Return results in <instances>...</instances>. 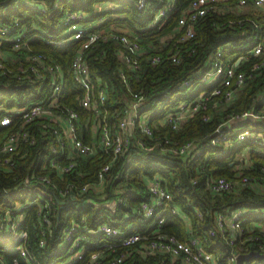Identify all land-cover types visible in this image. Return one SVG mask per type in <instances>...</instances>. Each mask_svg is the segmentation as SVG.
Wrapping results in <instances>:
<instances>
[{
	"label": "trees",
	"instance_id": "1",
	"mask_svg": "<svg viewBox=\"0 0 264 264\" xmlns=\"http://www.w3.org/2000/svg\"><path fill=\"white\" fill-rule=\"evenodd\" d=\"M136 1L0 0V26L9 28L8 36L16 32L21 33L23 42L19 49H12L10 42L2 39L0 52L15 56L14 61L10 60L7 63L13 68L20 63L26 64L24 55L29 53L44 54L48 61L60 64L63 74L60 106L69 107L77 112L76 134L84 143H89L93 133L91 124L96 119L104 123L109 131L115 132L124 105L126 101L132 100L131 93L134 91L140 92L147 104L145 106L147 110L154 111L149 119L151 135L143 134L137 123L128 148L104 173L103 192L107 195L106 198L118 190L123 194L125 203L118 204L114 208L107 207L103 202L93 205L83 203L78 207V212H75L76 216L79 212L85 214L86 222L90 226L107 222L122 229L151 231L153 228L149 227L148 223L138 225L134 216H125V211L149 197L146 179L156 175L171 193V203L178 205L183 215L180 217L168 210L165 211V219L160 231L174 235L180 240H185L190 235L200 237L207 250L220 251L221 258L217 264H226L223 255L225 251L220 247V242L224 245L225 242L221 240L219 233L208 234V229L214 225L215 215L218 212L229 213L241 208L248 211L264 208V192L246 184L236 186L240 188L231 192L217 193L208 188V181L219 176L227 179H239L242 175L248 174L264 176L261 170V165H264L263 143L242 139L232 145L224 146L225 139L222 138L226 135L231 140L235 139L241 131H249L264 138V58L250 55L237 64L238 70L250 75L231 100L224 99L222 89L212 94L213 84L205 88L207 97L201 105L185 116L177 127L173 128L170 124L161 123L160 120L168 109L183 99L195 96L201 90L198 88L189 92L182 87L183 81L203 69L216 47L226 42H231V46L239 43L238 34L242 30H250L254 18L247 14L236 16L232 12L224 15H206L194 25L193 38L176 43L177 36H173L167 42L166 38L175 29L178 17L185 11L190 0H175L172 7L155 24H151L153 12L150 8L138 9L135 6ZM106 2H112L117 7L104 10L103 5ZM67 10L89 13L91 17L87 21L101 16L104 21L99 25L100 28L109 30L115 26L118 29L116 32L134 36L138 44L143 47L141 54L131 58V62L135 61L137 64L136 67L119 58V51L127 50L113 40L99 39L84 51L89 78L92 81L99 80L106 91L97 118L80 105L79 97L84 89L74 79L70 67L80 40L74 39L62 43L45 40L47 37L44 34L61 38L63 30L60 20ZM237 18L244 19L243 23L229 24V21ZM170 50L177 51V62L167 58L159 63L148 61L153 54L166 57ZM45 83L46 80L40 81L33 77L18 79L11 75L0 74V116L40 98L42 96L40 87ZM246 111L258 116L243 117L242 113ZM11 117L8 125H0V145L7 134L20 125V118L17 115L12 114ZM26 126L34 135L35 142L19 141L16 151L12 154V163L0 164V233L3 211L15 201H24L27 198L24 193L26 187H52L51 184H45L34 178L35 175L47 173L52 178V182L58 186L69 181L76 184L92 182L96 179L100 165L108 156V153L100 152L101 156L76 157L78 164L75 170L64 173L61 178L55 175L53 169H43L48 165L49 158L54 155L50 150L53 141L50 131L35 122ZM137 140L141 141V145L136 144ZM187 141H194L200 152L189 157L176 155L171 151L173 145ZM244 149H247L250 160L246 167L242 164L245 159L242 154ZM92 198L96 201L104 200L99 196ZM81 200L82 198L77 199L79 202ZM75 204L79 203L74 202L67 207L54 204L59 207L60 217L51 215L43 246L38 244L37 225L34 223L32 207L24 209L25 215L19 222V227L28 230L30 250L33 257L41 263L53 264L61 259L62 253L57 250V243L61 240L60 231L65 221L63 213ZM186 221L190 223V232L186 230ZM102 238L100 235L88 236L87 240L95 244V249L87 248L83 258L72 264H90L88 257L91 252L101 250L98 246ZM107 240L116 239L107 238ZM121 249L125 248L119 247L116 253ZM129 249L130 254L119 264H182L180 260L172 259L168 254H143L136 251L135 245ZM101 254L105 256L102 264L112 256L108 255L107 250H103ZM0 255L7 264H11L14 257L24 264L15 250L6 251L0 247ZM257 262L264 264V258H257ZM247 263L248 261L244 264Z\"/></svg>",
	"mask_w": 264,
	"mask_h": 264
},
{
	"label": "built area",
	"instance_id": "2",
	"mask_svg": "<svg viewBox=\"0 0 264 264\" xmlns=\"http://www.w3.org/2000/svg\"><path fill=\"white\" fill-rule=\"evenodd\" d=\"M175 0H137L135 6L138 9L150 8L153 12L151 24H155L174 4ZM117 6L112 2L103 5L104 10L113 9ZM44 10L43 7H40ZM234 13L236 16L247 14L254 19L250 30H242L238 37L239 43L231 46V42H226L216 47L214 54L210 55L203 69L196 71L192 76L183 81L182 87L189 92L200 88L195 96L179 101L172 108L168 109L160 120L161 123L170 124L173 128L187 115L201 105L207 97L208 86L214 84L212 94L223 90V97L229 101L234 96L239 87L247 79L246 72L237 69V64L244 61L248 56H262L264 58V0H190L185 11L178 17L177 25L166 41H170L173 36H177L176 43L185 42L195 35L194 25L206 15H224ZM90 14L82 11H64L60 25L62 27L61 38L46 35L52 43H62L79 39L80 44L76 48L70 62L72 75L76 82L84 89L79 97L80 105L92 112L95 117L101 111L100 103L105 100L106 91L99 80L92 81L88 75V68L85 62L84 51L93 46L99 39L113 40L123 45L126 52L119 51V58L127 62L130 66L136 67L135 61L131 58L141 54L143 47L138 44L135 37L127 33L116 32L115 26L112 29H102L99 25L104 21L103 17H98L87 21ZM244 19L237 18L229 21V24H242ZM9 28L0 26V39L7 40L12 49H19L22 42V34L16 32L10 36ZM173 62L178 61L176 50H170L166 57L153 54L148 58L150 63H159L164 59ZM10 61L8 53L0 52V74L11 75L16 78L33 77L37 80H46L40 87L42 96L34 99L26 106L16 108L11 113L0 116V125H8L15 114L20 118V125L12 132L8 133L0 145V164L8 165L12 163V154L16 151L19 141L34 143L35 137L26 125L36 123L44 129L50 131L53 141L50 150L54 155L49 158L48 165L43 169L51 168L55 175L62 178L64 173L75 170L78 162L76 157L101 156L100 152L108 153L105 161L100 165L96 179L92 182L76 184L72 181L58 186L52 182V178L47 173L35 175L45 184L52 187H26L24 193L27 198L24 201H15L11 206L5 208L2 213V225L0 233V247L6 251L18 252L24 264H43L33 257L28 244V230L20 228L19 222L23 219L24 209L32 207L34 212V223L36 226V236L38 244L45 243L46 229L50 224L51 215L60 217L59 207L55 203L68 206L72 203L78 205L70 206L63 218L65 221L61 227V240L57 243V250L62 253L61 259L53 264H72L81 260L87 248H94L87 240L88 236L100 235L103 238L98 247L100 251L90 253L88 261L90 264H102L105 256L101 254L103 250L108 251L110 256L105 264H119L130 254V247L135 245V249L143 254H168L172 259H178L182 264H217L220 261L221 253L218 250H207L203 246V239L190 235L185 240H180L171 234L162 233L161 225L164 223V213L169 211L183 217L178 205L171 203V193L161 184L158 176L147 177L146 184L149 192L147 199L141 200L135 207L125 211V216L136 218L137 224L148 223L151 231L122 229L107 222H99L94 226L88 225L86 215L78 212V207L85 203L93 205L103 202L107 207L114 208L118 204L125 203L123 194L115 190L108 198L104 194V173L111 167L112 162L122 155L128 148L132 132L136 124L145 135H151V125L149 119L153 115V110H147L145 101L140 92L131 93L132 100L126 101L123 114L119 118L115 132L109 131L104 123L97 119L91 124V139L89 143H84L77 137L75 121L78 114L69 107L60 106V91L63 82L62 67L57 62L48 61L41 53H29L24 55L26 64H18L17 67L7 65ZM243 117L258 116L250 111L243 112ZM224 146L237 143L238 140L248 139L259 141L264 144V138L249 131H241L235 139H230L224 135ZM169 142L168 140H166ZM215 141V139H214ZM136 144L141 145L137 140ZM247 150V149H244ZM171 151L174 154L193 156L198 154L200 149L194 141H187L180 145H173ZM62 158V159H60ZM264 172V165H261ZM252 185L257 191L264 192V176L248 174L242 175L239 179H227L223 176L211 178L208 181V188L214 192H231L240 187L238 185ZM91 193V194H90ZM85 194L87 196H85ZM90 194V195H88ZM85 196V197H84ZM94 196L103 198V201H96ZM82 198L81 202L77 199ZM77 207V208H76ZM247 221V222H246ZM190 223L186 221V230L190 232ZM219 233L221 240L220 247L225 251L224 260L226 264H236V256L239 253H246L255 250L264 254V208H255L248 211L245 208L235 209L231 212H218L214 218V225L208 229L209 235ZM245 233V234H244ZM107 238L116 239L108 241ZM119 247V253H116ZM222 255V256H223ZM256 258V259H255ZM257 258L252 257L243 260L242 264H259ZM0 264H7L0 255ZM11 264H21L16 257L12 258Z\"/></svg>",
	"mask_w": 264,
	"mask_h": 264
},
{
	"label": "water",
	"instance_id": "3",
	"mask_svg": "<svg viewBox=\"0 0 264 264\" xmlns=\"http://www.w3.org/2000/svg\"><path fill=\"white\" fill-rule=\"evenodd\" d=\"M252 257L264 258V254L259 253V252L254 251V250L248 251L247 253H239L236 256V264H242L243 260H247V259L252 258Z\"/></svg>",
	"mask_w": 264,
	"mask_h": 264
},
{
	"label": "crops",
	"instance_id": "4",
	"mask_svg": "<svg viewBox=\"0 0 264 264\" xmlns=\"http://www.w3.org/2000/svg\"><path fill=\"white\" fill-rule=\"evenodd\" d=\"M242 154H244V157H245V159H244V161H243V166H247L249 163H250V160H249V156H248V151L247 150H244L243 152H242Z\"/></svg>",
	"mask_w": 264,
	"mask_h": 264
},
{
	"label": "rangeland",
	"instance_id": "5",
	"mask_svg": "<svg viewBox=\"0 0 264 264\" xmlns=\"http://www.w3.org/2000/svg\"><path fill=\"white\" fill-rule=\"evenodd\" d=\"M9 58H10V60H12V61L15 60V56H13V55L10 56V54H9ZM260 258H261V257H260Z\"/></svg>",
	"mask_w": 264,
	"mask_h": 264
}]
</instances>
